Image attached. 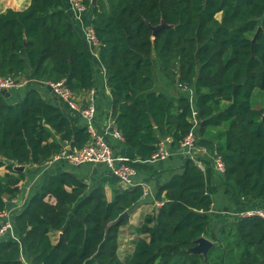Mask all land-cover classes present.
<instances>
[{"label": "trees", "instance_id": "16d2710c", "mask_svg": "<svg viewBox=\"0 0 264 264\" xmlns=\"http://www.w3.org/2000/svg\"><path fill=\"white\" fill-rule=\"evenodd\" d=\"M81 1L124 144L149 159L164 136L177 150L190 132L212 139L211 130L224 125L215 149L223 180L212 184L209 163L199 157L201 170L186 156L181 172L159 186L161 205L132 226L136 236L122 253L118 238L128 221L110 222L138 206L142 187L112 183L108 200L102 184L90 189L71 171H49L13 216L20 241L0 238V264H24L21 254L29 264H262L264 220L231 215L214 228L211 210L219 187L238 210L264 208V106L251 99L255 89L264 91V0ZM161 20L166 26L153 37L150 27ZM0 76L32 80L15 103L0 94L1 212L24 178L14 166L42 165L65 142L80 149L90 140L81 118L36 87L64 79L79 94L100 86L65 0H30L0 12ZM201 236L212 241L206 257L187 251Z\"/></svg>", "mask_w": 264, "mask_h": 264}, {"label": "crops", "instance_id": "0c3cea01", "mask_svg": "<svg viewBox=\"0 0 264 264\" xmlns=\"http://www.w3.org/2000/svg\"><path fill=\"white\" fill-rule=\"evenodd\" d=\"M66 7L68 6L67 0ZM30 3V0H0V12H3L7 8H12L15 10H20L26 8ZM88 15V13H87ZM88 18V17H86ZM87 21V20H86ZM94 59V58H93ZM97 68V77L100 80V86L96 87L98 94L94 95V103H95V127L101 132L105 127V124L110 117V94L108 89L105 90L102 87V80L99 74L100 65L96 62ZM37 89L39 90L41 96L53 104L56 107L61 108L68 114H71V118L77 119L78 115L70 112L67 107L59 101L49 90V88L45 85V83H37ZM163 88H159L162 91H165V88L169 87V83L166 81L162 83ZM27 88H20L9 92L8 97H5L10 103H15L22 99L24 93ZM167 93V92H166ZM169 93V92H168ZM170 94V93H169ZM80 96L88 95V92L84 91L79 93ZM172 95V93H171ZM252 102L257 107L264 106V91L255 89L252 94ZM82 122V120L78 119V123ZM224 125H220L212 129L213 137L212 139H206L205 137H196L195 140V155L197 158L200 157L201 161L205 165L204 162H208L211 167V183L214 185L220 184L223 180V173L216 171L211 162V157L216 153V146H220L223 139ZM106 141L110 144L114 152L117 155L124 156L128 158L131 162H136L142 164L139 168H137V173L134 176L133 180L138 185H144L148 187L149 192L147 195H143L140 199L138 206H136L129 213L128 222L125 227H123L119 233V250L124 251L127 250L128 236L129 239H132L135 234H130L132 226H135L137 223L141 221V217L148 211H150L152 205L155 202V195L160 185L165 183L170 177L178 172H181V166L184 163L185 155L181 153L179 148L174 150L170 146V154L163 160L159 161H149L148 159H142L134 154L132 150H130L123 142V140L115 139L110 135L106 136ZM210 161V162H209ZM68 170L76 174L80 179L86 182L89 185V188L92 189L96 187L98 184H102L104 186L106 197L108 200L111 199V184L119 183L116 180V177L111 174L108 168L104 165H93V164H84L81 166H73L67 164L64 161L47 163L45 162L42 165H26L24 166V178L18 183L16 186L19 188V194L17 195L16 203L23 207L24 203L29 199L31 194L37 189L42 179L48 174L49 171H60V170ZM6 172L4 167L0 168V174H4ZM215 194V200L213 198V205L211 213L213 214L212 226L214 228L224 221L226 218H231L230 216L233 213H237L241 210L235 207V205L231 201V197L229 194L225 193L223 187H219ZM213 194V196H214ZM212 196V197H213ZM8 208L14 207V204L8 203ZM20 241V240H19ZM21 244V242H20Z\"/></svg>", "mask_w": 264, "mask_h": 264}, {"label": "built area", "instance_id": "2783aa9c", "mask_svg": "<svg viewBox=\"0 0 264 264\" xmlns=\"http://www.w3.org/2000/svg\"><path fill=\"white\" fill-rule=\"evenodd\" d=\"M67 11L78 26L85 45L91 56L100 65L99 74L102 79V87L107 90L105 69L98 60L97 47L98 40L95 36L93 27L86 21L87 7L81 0H67ZM32 80L28 78H14L12 76H0V91L5 90L11 92L12 90L25 88ZM49 88L50 92L61 101L70 112L78 115L84 121L87 131L90 134V140L80 149L71 148L65 142L61 148L53 154L47 163L64 161L73 166H81L84 164H103L110 170L111 174L116 177L117 181L123 186H135L133 178L137 173L136 168L131 166L128 158L116 155L111 146L106 141V136L110 135L115 139H122L119 130L114 126L111 117L108 118L105 127L99 132L95 127V103L94 95L98 92L95 88L88 90V95L80 96L72 92L65 84V80L57 82H44ZM193 114H196L194 111ZM195 135L190 132L179 142V150L185 157H189L197 164V166L204 170V166L199 158L195 155ZM173 142L171 136H164L159 139L155 152L148 159L149 161L163 160L170 154V146ZM213 168L222 173L224 171V164L221 156L217 153L211 157ZM143 194L147 195L148 187L141 185ZM8 203L14 204L12 208H6L0 212V238L9 237L12 240L19 242L20 238L17 236L13 225V216L22 208L16 203V199L9 200ZM155 206H160L161 202L155 200ZM233 216L253 218L257 217L264 220V208L251 207L233 213ZM21 260L24 264V257L21 254ZM264 264V262L262 263Z\"/></svg>", "mask_w": 264, "mask_h": 264}, {"label": "water", "instance_id": "95a60500", "mask_svg": "<svg viewBox=\"0 0 264 264\" xmlns=\"http://www.w3.org/2000/svg\"><path fill=\"white\" fill-rule=\"evenodd\" d=\"M95 4H96V0H91V5L94 6ZM163 26H166V23L163 20H161L160 24H158L156 26H151L150 28L152 30V36L154 37L155 34L157 33V31L160 28H162ZM260 30H261V28L259 27L257 29V31L255 32L253 38L251 39L252 45L256 41V38H257ZM39 83H41V82H39ZM0 94H2L4 97H8L9 92L2 90V91H0ZM23 169H24L23 165L14 166V170H16V171H23ZM128 217H129V214L125 210L121 214H119L115 220L110 222V225H115V224L119 223L121 220L128 221ZM60 239L62 240L61 234H60ZM211 245H212V241H210L209 239H207L204 236H201L195 240V245L188 248L187 251L189 253H192V254H201L203 257H206V253H207L208 249L211 247Z\"/></svg>", "mask_w": 264, "mask_h": 264}, {"label": "rangeland", "instance_id": "374dc122", "mask_svg": "<svg viewBox=\"0 0 264 264\" xmlns=\"http://www.w3.org/2000/svg\"><path fill=\"white\" fill-rule=\"evenodd\" d=\"M86 15H87V13H86ZM13 91V90H12ZM213 198H214V200H215V194H214V196H213ZM128 239H129V236L127 237ZM127 243V242H126ZM122 253L124 252V251H121ZM24 262L26 263V264H29L28 262H27V260H25L24 259Z\"/></svg>", "mask_w": 264, "mask_h": 264}]
</instances>
